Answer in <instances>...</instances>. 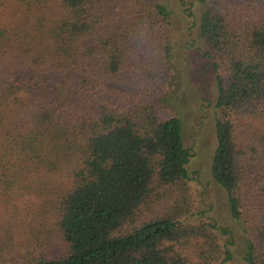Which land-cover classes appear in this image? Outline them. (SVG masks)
<instances>
[{
    "label": "trees",
    "instance_id": "1",
    "mask_svg": "<svg viewBox=\"0 0 264 264\" xmlns=\"http://www.w3.org/2000/svg\"><path fill=\"white\" fill-rule=\"evenodd\" d=\"M192 1L217 92L211 178L243 264H264V0ZM169 25L148 0H0V264L232 258L227 230L189 220L182 119L146 100Z\"/></svg>",
    "mask_w": 264,
    "mask_h": 264
},
{
    "label": "rangeland",
    "instance_id": "2",
    "mask_svg": "<svg viewBox=\"0 0 264 264\" xmlns=\"http://www.w3.org/2000/svg\"><path fill=\"white\" fill-rule=\"evenodd\" d=\"M161 4L170 11L167 30L171 57L165 62L156 89L146 100L166 117H180L184 124V143L190 150L187 166L194 198L191 222L205 221L217 230L225 229L228 235L220 237L232 258L215 264H243L241 255L245 242L244 227L230 217L226 194L212 180L210 167L215 151V99L217 96L214 73L209 58L210 50L198 34L197 23L204 7L192 0H148ZM128 76L110 85L126 88ZM219 231V230H218ZM62 246L51 250L53 256L60 254Z\"/></svg>",
    "mask_w": 264,
    "mask_h": 264
}]
</instances>
